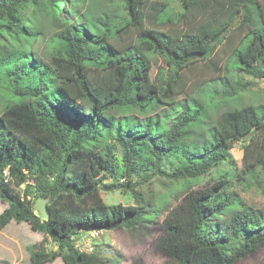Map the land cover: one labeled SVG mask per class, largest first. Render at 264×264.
Listing matches in <instances>:
<instances>
[{"label": "trees", "instance_id": "obj_1", "mask_svg": "<svg viewBox=\"0 0 264 264\" xmlns=\"http://www.w3.org/2000/svg\"><path fill=\"white\" fill-rule=\"evenodd\" d=\"M84 1L0 0V232L27 223L53 243L31 248L29 264H116L77 240L166 213L157 248L172 264H238L259 253L264 206L248 207L233 187L264 183V104L244 103L253 83L241 82V73L264 79V0H156L153 17L148 0H122L118 19ZM37 13L54 31L44 58ZM222 47H235L223 68L230 81L192 90L199 61L221 71ZM157 57L166 67L152 79ZM157 177L184 193L177 206L141 199L139 180ZM205 177L212 182L192 189ZM102 191L136 203L107 205ZM38 198L48 199L47 220Z\"/></svg>", "mask_w": 264, "mask_h": 264}, {"label": "rangeland", "instance_id": "obj_2", "mask_svg": "<svg viewBox=\"0 0 264 264\" xmlns=\"http://www.w3.org/2000/svg\"><path fill=\"white\" fill-rule=\"evenodd\" d=\"M122 0H85L84 8L88 9L89 6L97 12L98 15L108 14L112 18H119V16H125L122 9ZM149 13L151 17L154 16L156 0H148ZM178 2H174L177 5ZM36 18L45 24L44 29V41L38 43V53L41 57H45L44 51L47 45V40L54 34L53 29L46 22L45 18L40 14H36ZM237 21L236 25L239 24ZM153 25V20H149L147 26ZM235 25V26H236ZM136 32L133 30L128 34H123V40L118 43V46L125 47L126 43L131 38H134ZM240 36H234V45L236 46L240 42ZM1 42L0 44H2ZM235 47H222L219 50V57L221 59L220 67L221 71L214 72L209 67H206L202 61L196 64V67L192 71V90H196L198 86L207 81L214 80L220 85L221 81L229 80L227 78L224 68V64L227 62L229 56L232 54ZM166 67L162 58L157 57L152 62L151 77L154 79L159 72V68ZM242 83L252 82L253 87L251 91L244 95V103H257L264 104V79H255L252 76H248L241 73ZM182 98V97H181ZM1 108V107H0ZM225 111V108H220V113ZM232 156L238 169L242 166L243 156V143L239 142L234 145L232 150ZM168 171H171L169 165H165ZM224 169H228L223 166ZM216 172H213L212 177ZM260 180H264L263 176H260ZM110 181V180H109ZM106 180V182H109ZM251 181V179H250ZM212 182L211 177H205L201 179V183H197L192 189L201 188L206 183ZM176 184H173L175 186ZM25 186H22L24 189ZM234 191L240 196L248 207L253 209H260L264 206V183L262 185L255 181H251L248 184L239 185L234 183ZM137 193L141 195V199L145 203L150 202L154 206L161 208L160 200L167 197L168 207L173 208L179 204L184 193L174 192L171 194L172 185L166 178H154L150 182L144 183L139 180V186L136 188ZM102 198L107 205L133 206L136 203V199L131 194H126L122 191L117 192H103ZM171 196V198H170ZM37 200V199H36ZM35 200V201H36ZM7 208V204L0 200V214ZM150 208V207H149ZM148 208V210H150ZM160 214L155 224H147L144 227H138L135 230L127 231L125 229H118L115 231H102L94 232L91 235H83L76 242V246L81 251L88 253H97L104 261L108 263L116 262V264H172L170 259L165 257L159 252L157 246L162 236V231L159 224L165 217ZM44 236L40 233L31 230L27 223L17 224L11 222L3 231L0 232V264H29L31 248L36 247V250L43 243L44 248L50 251L53 248V243L44 242ZM48 264H63L62 258L58 257L54 262ZM238 264H264V249H262L256 255L245 259Z\"/></svg>", "mask_w": 264, "mask_h": 264}, {"label": "water", "instance_id": "obj_3", "mask_svg": "<svg viewBox=\"0 0 264 264\" xmlns=\"http://www.w3.org/2000/svg\"><path fill=\"white\" fill-rule=\"evenodd\" d=\"M239 19H237L233 25H236L237 21ZM47 202H48V199H42V198H38L35 202V209L37 210V212L41 215V217L44 219V220H47L50 218V214L48 212V209L46 207L47 205Z\"/></svg>", "mask_w": 264, "mask_h": 264}]
</instances>
